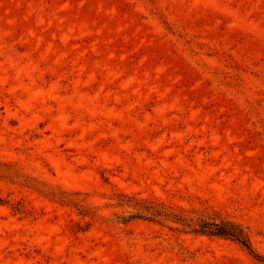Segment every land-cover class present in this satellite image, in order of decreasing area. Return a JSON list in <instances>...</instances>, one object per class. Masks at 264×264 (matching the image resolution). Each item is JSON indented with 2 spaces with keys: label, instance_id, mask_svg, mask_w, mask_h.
<instances>
[{
  "label": "rangeland",
  "instance_id": "obj_1",
  "mask_svg": "<svg viewBox=\"0 0 264 264\" xmlns=\"http://www.w3.org/2000/svg\"><path fill=\"white\" fill-rule=\"evenodd\" d=\"M0 264H264V0H0Z\"/></svg>",
  "mask_w": 264,
  "mask_h": 264
},
{
  "label": "trees",
  "instance_id": "obj_2",
  "mask_svg": "<svg viewBox=\"0 0 264 264\" xmlns=\"http://www.w3.org/2000/svg\"><path fill=\"white\" fill-rule=\"evenodd\" d=\"M192 231L206 235L231 238L251 252V246L247 235L236 224L227 221L216 222L200 220L197 222V227L192 228Z\"/></svg>",
  "mask_w": 264,
  "mask_h": 264
}]
</instances>
